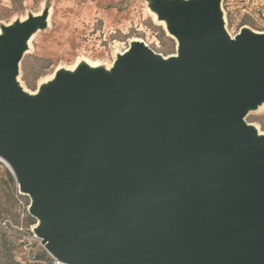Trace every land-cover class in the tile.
<instances>
[{"label":"water","instance_id":"water-1","mask_svg":"<svg viewBox=\"0 0 264 264\" xmlns=\"http://www.w3.org/2000/svg\"><path fill=\"white\" fill-rule=\"evenodd\" d=\"M181 58L132 45L109 76L62 73L29 95L30 17L0 40V159L55 258L70 264H264V34L234 39L223 0H154Z\"/></svg>","mask_w":264,"mask_h":264},{"label":"rangeland","instance_id":"rangeland-1","mask_svg":"<svg viewBox=\"0 0 264 264\" xmlns=\"http://www.w3.org/2000/svg\"><path fill=\"white\" fill-rule=\"evenodd\" d=\"M221 10L234 37L243 29L264 34V0H223ZM37 16L46 23L25 39L17 75L28 93L37 92L59 67L97 61L105 71L133 40L164 57L177 53L176 40L162 25L168 17L154 0H0V40L6 37L2 28L15 29ZM244 119L264 132V100L250 106ZM31 205V195L0 159V264H70L48 252Z\"/></svg>","mask_w":264,"mask_h":264},{"label":"bare ground","instance_id":"bare-ground-1","mask_svg":"<svg viewBox=\"0 0 264 264\" xmlns=\"http://www.w3.org/2000/svg\"><path fill=\"white\" fill-rule=\"evenodd\" d=\"M184 1H187V0H184ZM155 17V16H154ZM28 19V18H27ZM158 20V19H157ZM26 21V20H25ZM220 21H222V23L224 24L225 23V17L224 15L222 14V10H221V17H220ZM164 28L169 32L168 34H170L177 42V53L173 54V55H169V56H160L162 61H164L165 63H167V61L171 60V59H179L181 58V49H180V36L179 34H176V33H173L172 31H170V21H169V18H167L165 21H163V24ZM224 28H225V24H224ZM226 30V28H225ZM2 31V30H1ZM0 31V33H2ZM228 31V30H227ZM259 31V30H258ZM255 33V32H254ZM262 33V32H261ZM259 32H257V34H261ZM230 34V33H229ZM263 34V33H262ZM5 35V34H4ZM231 35V34H230ZM5 37V36H4ZM231 37L234 39L235 37L233 35H231ZM142 40V39H141ZM131 41V40H130ZM137 43H141L140 40H133L131 42V45H130V48H128L126 51L123 52V54H121L120 56H123L124 54L128 53L131 49V46L132 45H137ZM145 45V44H144ZM148 46V45H147ZM28 49V48H27ZM22 53H23V50H22ZM86 60V59H85ZM81 61V60H80ZM115 66V64H113L112 66H109L108 68H106V70L101 74L102 76H109L112 72V69L113 67ZM100 68V64L99 62L97 61H94V62H90V61H82L78 64H75L74 66H69V67H66V68H63V67H59L57 69V71L51 75L50 79L48 80H44V82H41L40 85H39V88L37 90V92L41 89H49L52 85V83H54L57 79H58V76L62 73H67L70 77L72 78H75L81 70H85L87 71L89 74H93L95 73L96 71H98ZM17 79V78H16ZM41 81V80H40ZM30 91V90H29ZM24 92H26L24 90ZM37 92L35 93H28L29 95H37ZM249 108V105L246 106V111L248 110ZM246 120V119H245ZM247 127L252 130V132L254 133L255 137L258 138V139H262L264 140V132L259 129L256 125H253V124H246Z\"/></svg>","mask_w":264,"mask_h":264}]
</instances>
